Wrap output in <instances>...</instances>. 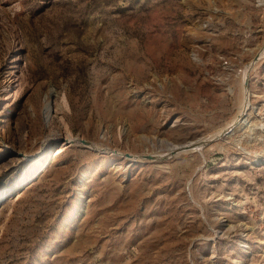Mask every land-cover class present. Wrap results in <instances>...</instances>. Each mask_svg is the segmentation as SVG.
I'll list each match as a JSON object with an SVG mask.
<instances>
[{
  "label": "rangeland",
  "instance_id": "374dc122",
  "mask_svg": "<svg viewBox=\"0 0 264 264\" xmlns=\"http://www.w3.org/2000/svg\"><path fill=\"white\" fill-rule=\"evenodd\" d=\"M0 264H264V0H0Z\"/></svg>",
  "mask_w": 264,
  "mask_h": 264
},
{
  "label": "bare ground",
  "instance_id": "6f19581e",
  "mask_svg": "<svg viewBox=\"0 0 264 264\" xmlns=\"http://www.w3.org/2000/svg\"><path fill=\"white\" fill-rule=\"evenodd\" d=\"M51 108V107H50ZM68 138V137H67ZM70 139H72V138H69V140L66 142V143H68V142H75V141H77V140H75L74 138H73V140H70ZM87 142V145H89V143L90 142H88V141H86ZM90 145H91V143H90ZM94 147H95V145L94 144H92ZM63 148V147H62ZM62 148H60V149H58L57 150V153H59V152H61V150H62ZM42 164V161L40 160V161H37V163L34 165V166H39V165H41Z\"/></svg>",
  "mask_w": 264,
  "mask_h": 264
},
{
  "label": "water",
  "instance_id": "95a60500",
  "mask_svg": "<svg viewBox=\"0 0 264 264\" xmlns=\"http://www.w3.org/2000/svg\"><path fill=\"white\" fill-rule=\"evenodd\" d=\"M82 141L87 144L86 140H82Z\"/></svg>",
  "mask_w": 264,
  "mask_h": 264
}]
</instances>
